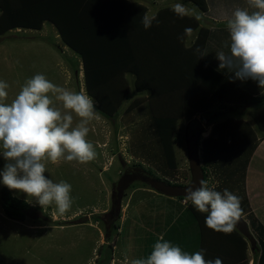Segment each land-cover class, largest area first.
Listing matches in <instances>:
<instances>
[{
  "label": "rangeland",
  "instance_id": "obj_1",
  "mask_svg": "<svg viewBox=\"0 0 264 264\" xmlns=\"http://www.w3.org/2000/svg\"><path fill=\"white\" fill-rule=\"evenodd\" d=\"M136 1L133 3L142 7L146 13L144 4L148 5L150 0ZM72 2L73 0H68L67 4H64L67 7H64L65 11L72 8ZM104 4L108 7L112 6L109 0ZM55 20L57 21V19ZM70 21L67 20L66 23L72 24L74 27V21L72 23ZM34 30L35 32H33ZM40 30L41 32H38ZM2 35H0V80L9 85L5 102L10 103L19 93L25 81L37 73L44 74L55 85L71 91H84L88 94L90 90L89 94H93L91 82L89 81V85L85 82L81 58L65 45L62 33L54 26L53 22L42 21L38 29L13 28L9 33ZM41 35L43 38L40 37ZM31 36L36 40L27 38ZM184 46L188 48L187 43H184ZM178 48L179 45L175 51L179 52ZM167 58L170 59V55H167ZM205 73L208 72L204 71L203 74ZM127 76H129V96L128 99H124L120 103L116 117L114 119L106 118L99 113V119H93L88 125L90 130L86 139L94 145L95 159L85 163L75 160L71 162L61 160L56 164L46 162V172L44 173L46 178L57 183L63 180L72 185L73 204L63 215L58 213L52 215L56 209L55 204L44 210L35 198L28 197L27 194L18 190L9 189L3 184L2 176H0V190L6 187L17 199L24 200L29 204V211L23 221L6 218L0 207V264H90V262L91 264H122L125 256L131 260L146 258L150 255L155 243L153 239L156 240L160 233L165 240L170 242L173 240L174 244L180 246L184 251H187L184 248L185 245L197 241V245L195 246L193 243L188 253L192 254L201 250L200 244H202L206 260H211L213 256L223 260L228 253L227 247L232 244L235 248L234 253L238 254L242 251L238 247V240L245 241V239L237 233L235 228L230 234L216 232L206 227L205 220L201 227L190 214L191 211L187 212L190 203L185 204L184 200L177 197L164 196L145 181L137 180L129 184L122 191V197L118 201L116 194L118 195L120 190L117 184L124 169L128 167H139L156 180L171 185L187 184L190 176L184 143V129L192 119L203 121V115L199 113L190 119L184 117L175 119V134L172 142L173 169L162 166L160 170L156 166L135 159L129 151H132L130 138L131 129L134 126L132 123H138V118H141L144 123L145 107L136 108V115L132 117L130 114L129 119L127 115L124 118L120 117L126 114V108L136 98H145L142 102L144 105L149 92H136L133 76L127 74L126 78ZM115 88L116 86L112 90ZM195 96L197 95L192 93L186 100L192 103L195 101ZM91 97L94 110L99 112L98 108H101V104L105 103L99 105L98 100L94 96ZM55 106L62 109L60 102H55ZM216 110V113L220 111ZM239 112L242 118L236 123L238 128L235 129L239 134L236 136L238 140L249 141L264 135L256 125L257 121L263 119V110L255 111L252 106H248L242 107ZM239 112L238 114H240ZM232 113L229 112L227 117L234 118ZM72 115L73 126H75L80 118L74 113ZM214 115L216 123L224 121L223 119L226 118V114ZM203 125L205 129L199 142L201 167L204 166L202 141L209 136L212 128L211 125ZM5 163L3 156L0 155V173L3 172ZM205 168L207 171L205 181H208L211 186L214 181L207 167ZM184 172L189 176L186 181H182ZM113 187L116 189L115 196L112 195ZM113 208L114 212L110 213ZM242 218L246 221L244 216ZM201 228L203 236L200 234ZM146 230L152 231L154 237H150L151 235L144 237ZM249 231L252 235L251 230ZM231 257L226 260L234 264L236 261ZM255 261L251 242L246 240L244 264H255Z\"/></svg>",
  "mask_w": 264,
  "mask_h": 264
},
{
  "label": "trees",
  "instance_id": "obj_2",
  "mask_svg": "<svg viewBox=\"0 0 264 264\" xmlns=\"http://www.w3.org/2000/svg\"><path fill=\"white\" fill-rule=\"evenodd\" d=\"M11 1L1 0L0 35L13 28L38 29L42 21L53 22L62 33L65 45L81 58L85 82L89 85L90 81L92 85L93 94H89L90 90L88 94L94 96L99 105L105 103L101 104V108L98 105L99 113L104 117L114 119L120 103L128 99L127 74L133 76L136 92H149L144 105L142 102L145 98H136L126 108V114L120 117L124 118L127 115L129 119L130 114L132 117L136 115V108L145 107L144 123L141 118H138V123H132L134 125L130 136L132 151H129L135 159L156 166L160 170L162 166L173 169L172 142L175 134V119L180 117L190 119L197 113L203 115L201 123L206 126L212 125L209 136L202 141L203 180L207 179L205 168L207 167L216 186L215 190L223 193L225 189H229L240 197L242 216L245 217L253 235L255 264H264V226L252 213L243 188L245 170L257 146L256 139L238 140L236 136L239 134L235 131L238 128L236 120L227 119L216 123L214 114L211 115L212 118L210 115L209 118H206L207 116L204 118L211 105L224 107L223 109L229 111L263 105L264 94L258 96L263 88L252 79H234V73L226 74L228 69H219L216 64L207 62L208 57L202 58L209 31L200 28L195 42L186 48L184 42L179 39L184 33L175 26L173 11V24L152 25L145 30L142 24L145 10L135 3L124 0H109L112 3L111 7L104 4L108 0H95V2L73 0L69 17L66 19L62 10L65 7L63 2L67 3L68 0H16L15 4ZM34 1L37 8H35L36 12L32 13L36 16L34 17L36 22L33 15L31 19L25 18L27 15L24 11L17 10L19 4L24 10ZM42 1H47V4L43 6ZM189 1L201 11L206 10L204 0ZM158 16L160 17V13L157 15V20H159ZM184 19L193 24V29L197 27L193 19L187 17ZM67 20H71V23L74 21V27L66 23ZM212 43L213 41L207 43L206 53L209 56H212V53H209ZM178 45L179 52L175 51ZM196 48L200 49V53L195 51ZM159 54H168L171 58L162 60ZM193 56L196 57L199 66L205 68L208 73L203 74L204 72L193 70L194 65L191 64ZM171 71L173 74H170ZM115 86L116 88L112 90ZM192 93L197 95V99L191 103L186 98ZM256 125L264 134V116ZM189 176L184 172L182 181L189 179ZM113 188L115 195L116 189ZM116 197L117 199L122 197L121 190ZM179 199L185 200L183 197ZM188 203L191 205L187 212L191 211L190 214L202 227L207 213L197 211L190 201ZM0 207L5 217L14 221H23L29 211V204L17 199L6 187L0 190ZM237 233L240 234L238 231ZM200 234L203 236L202 228ZM246 240H238V247L242 251L241 257L238 256L234 264L245 263ZM232 246L227 248V258L236 255Z\"/></svg>",
  "mask_w": 264,
  "mask_h": 264
},
{
  "label": "clouds",
  "instance_id": "obj_3",
  "mask_svg": "<svg viewBox=\"0 0 264 264\" xmlns=\"http://www.w3.org/2000/svg\"><path fill=\"white\" fill-rule=\"evenodd\" d=\"M248 3L257 10L249 13L237 8L234 11L226 23L230 50L216 53V58L220 61L219 69H228L234 73V79H252L264 88V0H248ZM171 10L180 18L203 19V13L195 5L189 7L177 2ZM157 15V11L143 15L145 30L153 21L159 22ZM197 33L198 29L187 27L179 39L185 42L187 37L194 43ZM195 51L200 53L199 48ZM8 88V83L0 80V155L6 161L0 173L2 182L9 189L35 198L44 210L55 204L52 215H63L73 204L72 185L46 178V162L85 163L95 159L94 145L86 137L90 121L99 119L100 114L94 110L92 97L84 91L55 85L42 73L27 79L10 103L5 102ZM55 102H60L63 110ZM72 113L80 118L75 126ZM215 187L202 180L195 190L186 189L184 203L191 201L197 211L207 213L206 227L230 234L243 213L241 200L228 189L221 193ZM204 253L201 249L189 254L160 236L146 258L130 260L125 256L122 264H222L220 258L206 260Z\"/></svg>",
  "mask_w": 264,
  "mask_h": 264
},
{
  "label": "crops",
  "instance_id": "obj_4",
  "mask_svg": "<svg viewBox=\"0 0 264 264\" xmlns=\"http://www.w3.org/2000/svg\"><path fill=\"white\" fill-rule=\"evenodd\" d=\"M124 1H126L128 3L137 2L136 0L135 1L124 0ZM204 1H205L206 10L201 11L199 9V11L201 13H203V19L200 21H197L194 17H187V18H191L196 22L197 27L194 28V30L198 29V32H199V30L201 28V29H206L209 31L208 37H207L208 40L206 39L205 44H204V46H205L204 52H203L204 56L202 58L208 57L207 62H211V63L219 66L220 61L216 58V53H218L220 51H224L225 53H228L230 50V35L226 29L227 20L232 18L233 13L237 8L247 10V11H249V13H252L253 11H256L257 9L251 7L248 3V0H204ZM11 2L13 4H15V2H17V1L12 0ZM42 2H44L43 6H45L47 4V1H42ZM177 2L183 3L189 7L194 5L189 0H150L148 5L144 4V6L147 10L146 13L151 12V11H157L158 14L160 13V17L158 16L159 22L157 23L156 21H153L152 25H155V26H165L166 25V26H168V25L173 24L172 22H173L174 18L172 16L173 13L171 10V6ZM34 3H35V1L28 8H26L24 10H23L22 6L18 3L19 5L18 4L17 5L19 6V9H17V10L24 11V14L27 15V16H25V18L31 19L32 18L31 16L33 15L32 12L33 11L36 12L35 8H37V4L34 5ZM63 3L65 5L67 4L66 2H63ZM0 4H1V0H0ZM65 8H67V7H65ZM13 9L16 10V8L14 6H13ZM62 11H64V13H65L64 18L65 19L68 18L69 17V11H65L64 9ZM1 13H2V9H1V5H0V16H1ZM34 17H36V16L33 15V19H34ZM38 17H39V15H38ZM34 20H36V19H34ZM179 25H181V26H179ZM175 26H177V28L180 29L183 33H184L185 28L191 27V26H192L191 28H193L192 23L188 22V20H186L184 18L182 19V18L178 17L176 14H175ZM43 27H44V24H43ZM214 30H216V31H214ZM219 30H221V31H219ZM9 32H10V30H8L6 33H9ZM33 32H35V30ZM38 32H41V30ZM2 36H4V35H2ZM197 36H198V33H197ZM40 37L43 38V35H41ZM27 38L32 39L34 37L31 36V37H27ZM55 38H56V36H55ZM194 39H196V37ZM211 41H213V43H212V49L209 50V53H212V56H209L206 53V49L208 46L207 43H211ZM184 43H187L188 47L193 44L192 41L189 40L187 37H185ZM222 44H223V46H222ZM226 44H228L229 47H225ZM167 55L168 54H165V55L159 54L158 56L161 57V59H163V58H167ZM196 62L197 61L194 58L192 60V63H191L194 65L193 70H196L197 72L201 71V73L206 71L205 68L200 67L199 66L200 64L198 62L196 64ZM202 69H204V70H202ZM170 74H173V71H171ZM226 74H231V72L228 70ZM128 77L129 76H127V80H128ZM130 77H132V76H130ZM261 94H264V88L261 91V93L258 94V96ZM196 99H197V96H195V100ZM252 107L255 111H261V110H264V103L261 106H256V107L252 106ZM223 108L216 106V105H211V108L209 109V111L204 114V118H205V116H207L206 118H209V115L211 116L213 114H217V115L226 114L225 115L226 118H224L223 120H227L229 118H232V117H227V114L229 112H233L232 113V114H234V118H232L233 120L238 121L239 119L242 118L241 113L239 112V109L237 111L236 110L229 111V110L223 109ZM216 109H218L220 111L218 113H216L215 112ZM238 112L240 114H238ZM210 113H212V114H210ZM235 116H237V118H235ZM211 118H212V116H211ZM210 132H211V129H210ZM256 142H257V146H256L255 150L253 151V153L250 157V160L248 162V165L246 167V170H245V175H244V180H243V188H244V195L248 201V204L250 206L252 213L254 214L255 218L264 226V135H261L260 137H256ZM192 228H194V227H192ZM152 233H153L152 231L146 230L144 232V237L150 236V235H151L150 237H154V236H152ZM160 236H163V235H161V233L158 234L156 240L153 239L154 242H156ZM204 239H205V236H204ZM202 240H203V237H202ZM171 242H173V244H174L173 240ZM193 243L195 246L197 245V241L192 242L190 245H185L184 248H185V250H187L186 252H188L189 248L193 245ZM202 247H203V245L200 244V249H202ZM231 248L235 249V248H233V246ZM252 251H253V248H252ZM236 256L238 257L237 254H236ZM239 256H240V253H239ZM237 257L232 256L231 259L236 261ZM213 258L216 259L218 257L213 256ZM213 258L211 260H213ZM226 259H228V258L225 255V258L223 259L224 261L222 260V264H226L228 262ZM231 263H233V262H231Z\"/></svg>",
  "mask_w": 264,
  "mask_h": 264
},
{
  "label": "water",
  "instance_id": "obj_5",
  "mask_svg": "<svg viewBox=\"0 0 264 264\" xmlns=\"http://www.w3.org/2000/svg\"><path fill=\"white\" fill-rule=\"evenodd\" d=\"M204 125L197 119L189 121L184 129V143L188 160V170L190 179L185 185H171L163 181L156 180L148 172L139 167L126 168L118 181L119 190L123 191L129 184L141 180L147 182L153 189L167 197L185 198L186 189L189 187H200V182L204 179V172L199 160V142L204 133ZM191 202V201H190ZM253 246V236L250 234L247 222L242 218L237 221L234 227Z\"/></svg>",
  "mask_w": 264,
  "mask_h": 264
},
{
  "label": "flooded vegetation",
  "instance_id": "obj_6",
  "mask_svg": "<svg viewBox=\"0 0 264 264\" xmlns=\"http://www.w3.org/2000/svg\"><path fill=\"white\" fill-rule=\"evenodd\" d=\"M124 171H125V169H124ZM112 195L115 196V195H114V188H113V191H112ZM118 201H120V199H119ZM113 203H114V202H113ZM113 212H114V208L110 211V213H113Z\"/></svg>",
  "mask_w": 264,
  "mask_h": 264
}]
</instances>
